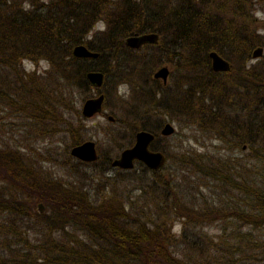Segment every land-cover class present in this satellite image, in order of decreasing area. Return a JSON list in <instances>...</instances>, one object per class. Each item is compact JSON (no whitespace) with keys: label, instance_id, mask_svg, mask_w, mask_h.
Masks as SVG:
<instances>
[{"label":"trees","instance_id":"16d2710c","mask_svg":"<svg viewBox=\"0 0 264 264\" xmlns=\"http://www.w3.org/2000/svg\"><path fill=\"white\" fill-rule=\"evenodd\" d=\"M256 9L264 10V0H0L2 103L37 128L50 122L53 131L43 133L67 136V153L84 134L73 95L84 98L92 88L85 73L98 69L96 91L111 106L107 134L118 148L146 129L154 134L150 147L170 159L155 169L137 160L118 167L110 193L94 197L89 187L42 173L37 163L46 157L28 148L36 139L26 140V154L0 139V264H264V21L256 24ZM98 22L103 28L87 37ZM148 31L157 33L155 43L131 48L123 41ZM78 43L98 55L73 56ZM256 46L263 54L252 60ZM209 50L230 69L212 70ZM25 58L48 66L25 70ZM162 64L169 65L165 83L152 77ZM125 83L128 97L115 98ZM165 116L190 125L194 140L216 141L215 150L200 142L204 149L173 155L159 146ZM75 159V166L102 161L100 177L117 167L104 152ZM118 182L128 185L125 195H117ZM218 221V229L206 230ZM177 222L179 231L172 229Z\"/></svg>","mask_w":264,"mask_h":264},{"label":"rangeland","instance_id":"374dc122","mask_svg":"<svg viewBox=\"0 0 264 264\" xmlns=\"http://www.w3.org/2000/svg\"><path fill=\"white\" fill-rule=\"evenodd\" d=\"M253 15L256 24H260L261 21H264V10L256 9L253 12ZM103 26L104 24L102 22H98L94 27V29L89 31L87 37H90L95 29H102ZM262 30L263 28L261 27L258 28V31L261 32ZM140 52H144V46L141 47ZM253 59L255 58H252V60ZM20 65H22L25 70L34 69L36 70V72L40 73L48 66V63L43 59L34 62V61L26 60L25 58L20 61ZM165 65L169 67L168 64ZM156 68H154L152 73L156 70ZM5 90L6 92H11V89H5ZM112 90L111 92L110 90L108 91L110 92L109 97L112 96L111 95ZM94 91L95 90H93V88H90L88 92L85 94L84 98L93 95ZM113 94H115V98H117V96H121V98L122 97L127 98L129 94L128 84L126 83L118 84L114 88ZM73 98L75 100V104H77L79 108L84 98L83 99L81 98L80 101L77 102V99H79V94L77 92L74 93ZM111 103H114L113 108L118 106L117 104H115L116 102L114 101H112ZM110 107L111 106L103 107L105 114L106 113L110 114L109 113V111H111ZM15 109L16 107L14 106L12 107L11 105H5V103H2L0 101V139L2 140L3 145L15 147L25 154L26 151L27 152L31 151L28 148L32 145V147H35L36 149V150L34 149L35 152L41 153V156L46 157L45 160H41L37 163L40 169L42 170V173L44 172V174H48L49 176H52L55 179H58L68 184H81L83 186L89 187L90 192L94 197H100L103 192L106 194L110 193V186H111L110 182H112L116 178H119L118 174H120L119 172L122 169L118 167H112V169L111 168L104 169L101 178L100 177L101 174L95 175L96 170L102 167L103 165L102 161L98 159H96L93 163L89 162L75 166L74 164H78V163L76 162L74 156L72 157L69 154L70 146H68L67 153L63 151L65 145H67V143L70 142L67 136L61 135L60 132L43 133L47 129H49V131H53V126L50 124V122L47 123L45 122L46 124L43 123L44 125L41 126V128H37L39 127L38 124H36L37 126H34L31 120L26 119V115L23 112ZM166 120H169L172 123L174 127V131L167 136H160V138L158 139V145L167 148V150L171 154L175 155L177 151L188 148L204 149V146H200V142H204L205 145H207L208 151L215 150L212 148V144L217 145L216 141L210 142L208 139L202 140L199 136H197V140H194L192 137L193 130L190 125L178 123L176 120H170L167 116H165L164 121ZM108 123L109 120L106 119L105 115L102 112L98 114H94L90 117L83 118L80 126L81 127L80 132L82 133L83 131L84 134H83V138H81L79 142H81L84 139H92L95 142L97 154H100V152H104L110 156V159H112L116 157L119 151L124 147L118 148V145H116L115 143L116 140L113 138L111 139V137L107 134V130H109L108 127H110ZM77 125L78 123L75 122L73 126L77 127ZM114 126L120 127L119 122L115 121ZM76 129L79 130L78 127ZM60 137L63 140L58 141L59 145L57 146V148H53V146L51 145L50 149L47 152L46 150L43 149V144L47 143L48 140H57L60 139ZM27 139L29 140L36 139L34 140L36 142L29 144L28 148H26ZM132 141L133 138L131 140V143ZM220 150L224 154V156L233 155V153L231 152L228 151L223 152L222 149ZM237 152L241 153V151H236V153ZM168 161H170V159L166 158L165 162L167 163ZM134 168L136 169L135 171L138 172L139 167L135 165ZM171 168L168 167L163 168L161 169V171L162 172L171 171ZM129 186H132V184H129ZM123 188L126 189L129 187L128 185L124 186L123 183L118 182L116 188L117 189L116 192L118 196L121 195V189L123 190L122 195H125V190ZM200 190L202 191V194L209 199L211 193L210 189L206 187H202L200 188ZM129 192L131 195H135L137 193V191L135 190ZM222 197L224 199L225 196ZM220 225H222V221L211 223L209 226L205 228L209 232H212L218 229ZM172 229L175 231H179L180 223L178 222L175 223L172 226Z\"/></svg>","mask_w":264,"mask_h":264},{"label":"water","instance_id":"95a60500","mask_svg":"<svg viewBox=\"0 0 264 264\" xmlns=\"http://www.w3.org/2000/svg\"><path fill=\"white\" fill-rule=\"evenodd\" d=\"M124 43L131 48H137L143 43H153L157 41V33L154 31L133 33L127 35L123 39ZM71 53L75 57H96L97 51L90 50L85 44L78 43L73 45ZM263 54V48L256 46L251 51V57L257 58ZM210 60V67L214 71H227L230 69V62L222 57L215 50H209L207 53ZM168 68L166 65H161L152 73L153 77L160 78L163 82L166 81ZM85 77L90 82L91 86L98 88L103 79V72L97 69L86 71ZM103 93L99 92L95 95L86 97L80 104V113L84 117H89L94 113H99L102 110ZM107 119H112L108 114ZM174 131V127L170 121H166L161 126L159 133L161 135H169ZM154 134L146 129H138L134 132V140L131 145L122 148L118 155L110 160V165L120 168H131L134 161H140L150 169L161 167L165 162V155L161 150H152L148 148L149 142ZM69 154L82 161H92L97 158L95 142L92 139H84L81 142L75 143L69 147ZM36 210L43 212L44 205L42 202L36 203Z\"/></svg>","mask_w":264,"mask_h":264},{"label":"flooded vegetation","instance_id":"af4514ba","mask_svg":"<svg viewBox=\"0 0 264 264\" xmlns=\"http://www.w3.org/2000/svg\"><path fill=\"white\" fill-rule=\"evenodd\" d=\"M153 43H155V42H153ZM143 44H147V43H143ZM143 44H141V45H143ZM141 45H140V46H141ZM138 47H139V46H138ZM138 47H137V48H138ZM162 65H165V64H162ZM166 66H167V65H166ZM167 68H168V67H167ZM97 70H98V69H97ZM100 71H101V70H100ZM168 71H169V69H168ZM152 76H153V75H152ZM154 78L159 79L162 83H165V82H166V81L163 82L160 78H157V77H154ZM166 80H167V79H166ZM100 86H101V85H100ZM100 86H99V87H100ZM99 87L96 88V89H94V88L92 87L93 90H95L94 93H93V95H95V94H97V93L100 92V91H96L97 89H99ZM91 96H92V95H91ZM103 98H104V97H103ZM84 99H85V98H84ZM79 110H80V107H79ZM101 112L105 115V117L108 115L107 113L105 114V111H104V109H103V103H102V110H101L99 113H101ZM94 114H98V113H94ZM94 114H93V115H94ZM91 116H92V115H91ZM82 117H83V118H86V117H84V116H82ZM89 117H90V116H89ZM106 119H107V117H106ZM107 120H109V119H107ZM112 120H113V117H112V119H110L109 121H112ZM166 121H169V120H166ZM166 121H164V122H166ZM164 122H163V123H164ZM163 123L161 124V126L163 125ZM161 126H160V128H161ZM160 128H159V130H160ZM148 131H149V130H148ZM150 132H151V131H150ZM158 132H159V131H158ZM159 135H160V136H167V135H161L160 133H159ZM133 140H134V134H133ZM152 140H154V136H153ZM152 140H151V141H152ZM151 141H150L149 144H148V148H149V149H152V148L150 147V143H151ZM132 142H133V141H132ZM131 144H132V143H131ZM131 144H130V145H131ZM128 146H129V145H128ZM152 150H155V149H152ZM156 150H158V149H156Z\"/></svg>","mask_w":264,"mask_h":264}]
</instances>
